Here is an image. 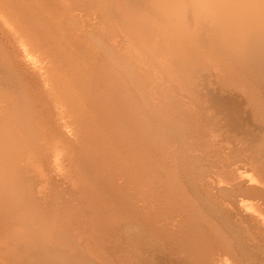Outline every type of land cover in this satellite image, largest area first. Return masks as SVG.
Returning <instances> with one entry per match:
<instances>
[{
    "label": "bare ground",
    "instance_id": "6f19581e",
    "mask_svg": "<svg viewBox=\"0 0 264 264\" xmlns=\"http://www.w3.org/2000/svg\"><path fill=\"white\" fill-rule=\"evenodd\" d=\"M102 2H99V0H0V61H2V64L9 66V69L6 68V70L11 69L17 73H14L16 76L13 74L15 77L22 76L24 79L22 81H26L24 84L25 87L27 85L28 93L33 91L31 94H23L25 91L22 92L24 89L20 88L21 94H12L14 91L8 94L9 91H6V96L0 93L2 96L7 97L5 105L8 113L5 115L8 118L3 119H6L5 122H1L3 117L0 115V264H264L263 248L254 250L251 248L252 246H233L232 243L235 240L233 239L232 242L231 237L234 231L231 233L226 228L230 226L231 230L235 228L232 227L231 223L229 226L225 222L229 216L226 218L225 213L214 209V207L212 208L213 205L209 203V200L205 202V199L191 195L193 193L190 192L192 191L191 188H189L191 190L184 191L186 190L184 189L185 184L183 185L184 188L182 187L184 190L181 189V185L179 188L178 182L183 181V176L188 173V170L192 171L195 166L194 157V159L191 157L193 160L183 157L182 161H180L181 158H177V161L174 160L176 162H174V166L163 164L162 161L160 162V158L157 159L162 149L164 151L165 148L161 149L157 146V149L161 152L157 149L158 152L154 150V145L158 144L156 141L159 136L156 138L157 134L155 135L154 128L148 129L152 124L147 122L148 126H145L144 123L146 125L147 123H142L141 106L135 101V95L133 98V94L135 91L137 92L133 88L136 82L133 83L132 78V80L128 79V76L126 77L124 73L125 71L118 69L112 62L115 59L127 69L129 68L128 70L131 73H136L135 80L148 93L145 98L151 107H154L153 104L155 103L152 104L151 99L155 97L150 95L152 91L149 83L151 84L157 76L162 75L163 77L164 75L167 79L169 78V81H174V88H184V82L188 80L186 78L184 80V76L186 77L189 73V69L186 70L187 57L189 54L194 56L197 53L200 54V52L204 53H201L204 59L213 63L210 67L214 66L217 71L215 74L220 73L219 75L222 77L219 78L220 80L217 78L220 76H216L218 82L221 81V84L227 87V90L231 89L236 92L237 94L234 93L236 96L240 91V102H244L248 110L251 109V113L257 119L259 132H261L257 134V131L254 134L250 133L249 130L247 131L250 135L249 147L252 151L250 155L252 162L250 160L248 163L251 162V165H249L252 168L250 167V169L255 174V181L257 182L256 184L252 183L253 185L246 184L239 181L241 176L237 175L238 177H236L239 180L235 178V181L238 182L233 181L235 183L234 187L225 185L229 182L228 179L225 183H223L224 180L222 181L224 184L221 185L222 187L219 186L220 190L230 191V193L233 189L238 190L239 197L242 195L250 199L258 198L257 201L259 202L246 203L247 205L252 204L250 207H252L255 216L251 212L252 214L247 219L244 214L245 211L243 214L246 220L253 219L255 221L254 225L251 226L256 228L252 227L253 231H250L252 233L255 231L256 235H259L264 246V0H132L129 5L124 0L122 3L125 6L120 3V0H116L114 1L115 7L112 4L111 13L107 11L110 9L111 4L108 5L105 2V6L108 5L109 7L107 6L108 8L104 9L101 6ZM115 38H118L121 43L122 50L119 51V48L117 50L120 56L116 54L115 50L114 54L117 57L112 52H109L110 57L103 54L100 47L104 45V49H111V42L116 41ZM204 61L202 60V62ZM193 62L191 63L193 64ZM208 63L206 61V65ZM183 67L185 69L182 70ZM138 68L143 69V71ZM191 68L192 66H190L191 73H194L192 72L193 69L195 70L194 66L192 70ZM205 69L207 70V67ZM213 70H211L212 74ZM2 71L5 72V70ZM185 72L187 74H184ZM197 72L199 71L197 70ZM205 74H202V76H205ZM30 75L32 76L30 77ZM0 77L3 78V76ZM6 77L8 79V75ZM191 77L190 75V79L193 78ZM12 78L14 77L12 76ZM12 78L8 80L13 81ZM16 79L18 80V78ZM3 82L1 84H4ZM18 82L17 86L20 87L23 83L18 85ZM157 83L159 84V82ZM169 83L171 84L172 81ZM24 84L22 85L23 88H25ZM165 87L163 86V88ZM155 88L157 89L158 86ZM4 89L6 90V88ZM17 90L19 91V89ZM168 90L170 91V89ZM164 91L166 92V90ZM171 92L172 89L169 93ZM193 94L191 93L192 96ZM149 96L152 98L149 99ZM164 96L166 95L164 94ZM187 96L190 95L187 94ZM187 96L184 101H188ZM182 97L181 99L184 98ZM214 98L215 103H218L216 101L219 97ZM161 99L160 101H162ZM219 100V103L222 101L223 104H221L224 105V115L228 117H225L226 119L222 117V120L228 124L229 117L235 115L234 109L228 95L220 97ZM156 102L159 103V101ZM166 103L169 104V102ZM166 103L164 104L167 105ZM185 104L179 106L183 108ZM196 104L199 105V102ZM191 105L195 107L194 104ZM143 106L147 109V106ZM173 107L177 108V106ZM188 107L190 106L188 105ZM198 107L199 109L202 108V106ZM220 107L222 106L217 107L218 111H221ZM162 108L161 113L163 112ZM151 109L153 110V108ZM158 109L160 108L158 107ZM148 110L150 111V109ZM193 110L195 111L194 108ZM156 111L161 114L158 110ZM201 111L203 112V110ZM3 113L2 115L5 114ZM155 114L151 115L156 117ZM159 114H157L158 118L163 113ZM183 114H186V112ZM183 114L179 117L174 115V117L172 115L171 117L179 120L178 122L175 120L173 123L184 132L187 128V117L185 118ZM160 118L163 119V116ZM160 118L159 120H161ZM173 118H169L170 121ZM150 120L151 118L148 121ZM180 121L181 124H179ZM202 122L204 121L202 120ZM209 122L211 123V121ZM159 124L161 125V123ZM191 124H188L189 127ZM164 127L167 128V126ZM217 127H215V130L219 129ZM170 128H173V126ZM193 131L191 135L195 132ZM210 132L207 131L208 134L212 133ZM220 134H222V131ZM188 135L185 138L186 140H190ZM163 138L161 139L163 140ZM228 138L227 140H230V137ZM183 139H181V142L184 144ZM207 139L213 140L214 138ZM166 140L168 142V139ZM172 140L174 141V139ZM212 140H210L211 143ZM171 142H168L170 146L175 143V141L173 144ZM213 142L215 144V141ZM190 144L187 143V147L189 145L188 149L192 147ZM163 145L165 146L164 143ZM160 146L162 147V145ZM180 146H183L182 143ZM215 146L217 148V144ZM225 146L228 145L225 144ZM179 148L178 150H180ZM174 149L172 148V150ZM165 150L166 153L172 151L167 148ZM215 150L217 151V149ZM185 151L188 152V150ZM207 151L209 153L210 150ZM170 152L165 154L171 155ZM190 153H184L185 155H183H196L193 151L192 154ZM213 156H215L213 158H217V155ZM203 159L206 158L203 157ZM245 160L247 161V159ZM213 163L212 165H215ZM195 164L197 165L196 162ZM226 165L229 164L224 166ZM151 166H154V170L156 168L157 171H161V177L167 182L165 186L169 185L167 191L165 190L166 193L162 197L159 196V198H162V207L161 204L157 203V189H154L155 187L146 188L144 186L147 185L142 183L147 177L146 173L150 177L148 171L152 170ZM176 167L178 168L176 169ZM217 167L215 170H218ZM212 168L209 167L208 169L212 170ZM232 172H228L229 176H221V178H232V181L235 175ZM213 173H210V176ZM188 174L189 177L191 174ZM206 174L208 175V173ZM201 175L203 176V173ZM153 178L155 179L157 176H153ZM147 180H149L148 177ZM152 182L154 185L158 183L156 180ZM184 182L180 183L183 184ZM209 182L217 187L218 183L212 184V181L207 180V183ZM207 183H204V185H207ZM192 187H195V185ZM157 188H160V186L158 185ZM216 189L213 190L216 191ZM188 191L190 194L186 193ZM159 192H162V190ZM228 196L230 197V195ZM228 196H226L227 199ZM229 199L228 201H231ZM237 199L236 201H238ZM224 200H222L223 203L226 201ZM213 203L216 202L213 201ZM224 205L226 206V203ZM221 208L225 207L222 206ZM229 209L231 210V207H228V211ZM235 210L237 211V208ZM77 211L83 216L82 223L79 225L77 222L81 234L76 231L77 229L74 230L77 227L72 222L74 218L71 222L65 219L67 224L60 220L63 216L73 217L71 213H74L77 218V215H75ZM238 211H240L239 207ZM175 213L178 214V217H181L179 220H176ZM141 215L145 217L146 221L147 218L148 220L153 218L149 220V224L150 221L159 223V221L163 222L162 220L166 219V221L164 220L166 223L165 225L163 223V225L165 230H169L167 235L170 239L165 237L166 234L162 235L168 240H166L167 243L164 242L167 246L163 245V247H167V250H164V248L162 250V245L159 248L154 243H150L152 241L148 236L150 234H147V232L154 231L155 228L150 230L148 226L151 225H146L148 228L143 229L144 223L143 226H139L133 221L137 220L136 217L138 216V219L141 218ZM131 216L133 217L132 220L129 219ZM168 217L171 221L167 220ZM240 217L237 216L236 218ZM241 218L243 220V217ZM158 219L159 221H157ZM245 219L243 223L247 222ZM141 221L143 222V220ZM229 222L227 221L228 224ZM240 222L242 221L240 220ZM146 224H148V221ZM151 224L154 223L151 222ZM164 228L161 227V230ZM119 230H122L121 233L118 232ZM162 231L164 232V230ZM239 233L243 234L242 230ZM252 233H249V235ZM77 234H80L81 237L79 238H82V241L76 239L81 242L79 245L77 241V245L73 241L74 236H78ZM244 234L246 233L244 232ZM246 237L250 239V237ZM156 239L154 240L156 241ZM116 241L118 243H114ZM241 242L243 243L242 240ZM67 247L71 251H78L77 253L73 252L75 254L68 255L62 251L63 248ZM2 250L5 252H1Z\"/></svg>",
    "mask_w": 264,
    "mask_h": 264
},
{
    "label": "rangeland",
    "instance_id": "374dc122",
    "mask_svg": "<svg viewBox=\"0 0 264 264\" xmlns=\"http://www.w3.org/2000/svg\"><path fill=\"white\" fill-rule=\"evenodd\" d=\"M94 1H96V0H94ZM98 1V0H97ZM103 1V2H102ZM102 1H100L99 0V2H102L103 4L101 5L104 9L108 6V5H110L111 4V6L109 7L110 9L109 10H107V11H109L110 13H111V11H112V9L113 8H111V7H113L112 6V4L114 5L115 3H114V1H116V0H114L113 2H112V0H109V1H107V0H102ZM124 1V0H123ZM122 0H120V3L121 4H123L122 2H123ZM126 2H127V4L129 5V3H130V1H132V0H125ZM105 2H107L108 3V5H106L105 6ZM110 2H112V3H110ZM126 2H124V3H126ZM105 3V4H104ZM117 3V2H116ZM141 3V2H140ZM126 4V5H127ZM141 4H143V3H141ZM140 4V5H141ZM116 5V4H115ZM115 5H114V7H115ZM124 6H125V4H123ZM107 7V8H108ZM140 8V7H139ZM116 39V41H114L113 40V42H111L112 44V48L111 49H104L103 47H104V45L103 46H101L100 48L102 49V52H103V54H106V55H108L109 57H110V53L109 52H112L113 54H114V50L116 51V54H118L117 53V50H118V48H119V51H121L122 49H121V43H120V40L118 39V38H115ZM119 40V41H118ZM112 41V40H111ZM116 44H117V46H116ZM116 46V47H115ZM119 46V47H118ZM99 47H98V49H100ZM114 48V49H113ZM121 49V50H120ZM106 50H107V52H106ZM110 50V51H109ZM107 53H109V54H107ZM201 53H203V52H200V54L199 53H197L196 55H198V56H196V55H192L191 56V54H189V56L187 57V59H188V62H186L187 63V65H186V70H187V68L189 69V73L187 74V72H185L184 74H187L186 75V77L184 76V80H186V79H188V80H186L184 83V88H181V89H177V88H174L173 87V80H171L172 81V83L170 84L169 82H171V81H169V78L167 79L164 75H163V77H165L164 79H163V77H162V75H159V76H157L156 77V79L154 80V81H152L151 82V84L149 83V85H150V90L152 91V93L150 94L152 97H155V98H152L151 96H149L150 98L149 99H151V102H152V104L154 105V107H151V105L149 106V102L147 103V99L145 98V97H147V92H145L140 86H139V83L135 80V78L137 77L133 72L131 73L130 72V70H128L125 66H123V65H121L120 63H118L115 59L112 61V62H114V64L118 67V69H121V70H123V71H125L124 73L126 74V77L128 78V79H130V80H132V82L133 83H135L134 84V86H133V88H134V90H137V92H138V94H139V96H138V94H136L137 92L135 91V93L133 94V98H134V95H135V101L137 102V104L138 105H140L141 106V113H142V117H141V119H142V123H144V122H148L149 124H152L149 128L148 127H145V128H148V129H152V128H154L153 129V131L155 132V135H156V138L158 139H156L155 138V140H157L156 141V143H158V144H156V145H154V147H155V149L154 150H156L157 149V146H159V148H167L168 150H172V148L174 149V150H172L171 152H170V154L171 155H166L167 153H169L168 151H167V153H166V150L164 149V151H163V149H162V152H161V150H158L159 152H161L159 155H158V157H157V159H159L160 160V162L161 163H163V164H165L166 163V165H168V166H174V164L176 163L175 161H177V158H181V160L180 161H182L184 158L183 157H186V159L188 158V159H192L193 157L196 159H192L193 160V162L195 161L196 163H197V165L195 164V162H194V167H193V170H197L196 172L194 171V173H193V170L190 172L189 170L187 171L188 173H190L191 175L188 177V173H186V175H184L183 176V181L182 180H180L179 182H178V186H179V188H180V185H181V189L182 190H184V189H186V190H184V191H187V190H191L192 189V191H190V192H193L191 195H193V196H197V197H199L200 199H205L204 201L206 202V200L208 201L209 200V203H211L212 205V208L214 207V209H217V210H219V211H221L222 213H225L224 215H225V217L227 218L228 216V218L225 220V222H226V224L227 225H229L230 226V223H231V225H232V227L233 228H235L236 229V226H237V229L235 230H231L230 229V227L229 228H226V229H229V231H231V233H232V237H231V239H232V242L235 240V242H233L232 244H233V246H237L238 247V245H242L243 247H251V248H253L254 250H256V249H261V248H263L264 249V246L262 245V242L260 241L261 239H260V237H259V235H256L257 233H255V231L252 233L251 231H253V228H256V227H253V226H251L252 224L254 225V223H255V221L253 220V222H252V220H246L245 219V217L247 216V219L249 218V215L250 214H252L253 213V216H255L254 215V212H252V207H250L251 205H247V204H250V202L251 201H253V202H251V203H256V202H259V201H257L258 200V198H254V199H250V198H246V197H244V196H242V195H240V197H239V195H238V190H235V189H233V190H231L232 192L230 193V191H225V190H220V186L221 185H224L223 183H225V181L227 182V179H228V181L230 182H227V184H225V185H228V186H233L234 187V182L233 181H235V178H237L238 176H241V177H239V179L237 178V180H239V181H241V182H245L246 184H252V183H254V184H256V182L257 181H255V174L254 173H252V170L250 169V167L252 168V166H250L251 165V162H252V158H251V149H250V135L248 134V130H249V132L250 133H254V134H256V132H257V134L258 133H261V132H259V130L260 129H258L259 127H258V125H257V119L255 118V116H254V114L253 113H251V109L250 110H248V108H246V104L244 103V102H240L241 101V99H240V95L239 94H241L240 93V91H238V96H236V92H234L233 90H231V89H228L227 90V87H224L222 84H221V81L220 82H218L222 77L219 75L220 73H217V75L215 74L217 71L215 70V68H214V66L213 67H210V66H212L211 64H213L211 61H208V60H206V59H204V57H203V55L201 54ZM112 54V55H113ZM116 54H114V56L116 55ZM120 54V53H119ZM118 54V55H119ZM204 54V53H203ZM200 55H202V56H200ZM120 56V55H119ZM124 56V55H123ZM122 56V57H123ZM196 56V57H195ZM200 56V57H199ZM115 57H117V55L115 56ZM114 57V58H115ZM195 60H194V59ZM193 59V60H192ZM202 60L204 61V62H202ZM195 63H194V62ZM206 61H207V65H206ZM1 63H0V68L1 67H3V66H5V67H3V68H1L0 70V76H3V78H1L0 77V86H1V88H0V93H2L3 95L5 94L6 96H7V92L6 91H9V93L8 94H10V93H12V91H14L12 94H15V93H17V94H21V89L20 88H22V89H24V90H22V92L23 91H25L23 94H31L32 92H29L28 93V91H27V89H26V87H27V85H26V87H25V84H24V82H26V81H22V80H24L23 78H22V76H18V77H15L16 75L15 74H17V73H15V72H13L11 69V71L9 70H6V68L7 69H9V66L8 65H4V63L2 64V61H0ZM191 62H193V64L191 63ZM191 63V64H190ZM200 63V64H199ZM203 63V64H202ZM9 64V63H8ZM189 64V65H188ZM197 64H198V66H199V68H198V66H197ZM263 64H264V61H263ZM121 66V67H120ZM187 66H189V67H187ZM190 66H192V68H193V66H194V68H195V70H196V72H197V70L199 71V72H197L198 73V75H197V73L195 72V70L193 69L192 70V68H191V70H192V72H194V73H191V71H190ZM197 66V67H196ZM124 67H125V69H124ZM205 67H207V70L205 69ZM209 67V68H208ZM139 69V68H138ZM183 69H185V67H183L182 68V70ZM205 71H204V70ZM209 69H211V70H213V74H212V71L211 70H209ZM2 70H5V72H3ZM139 70H142L143 71V69H139ZM8 71V72H7ZM215 71V72H214ZM238 71V70H237ZM3 72V74H1ZM141 72V71H140ZM207 72V73H206ZM211 72V73H210ZM11 73V74H10ZM15 73V74H14ZM143 73V72H142ZM199 73H200V75H199ZM206 73V74H205ZM15 76H14V75ZM131 74V75H130ZM139 74V73H138ZM137 74V75H138ZM194 74V75H193ZM202 74H205V76L203 75L202 76ZM8 75V79L9 80H11V78H12V76L14 77V78H12V80L13 81H9L8 79H7V77L6 76ZM134 75V76H133ZM190 75L193 77H191L192 79H190ZM198 77H197V76ZM207 75V76H206ZM209 75V76H208ZM215 75V76H214ZM220 76V77H217L219 80H217V78H216V76ZM32 75H30V77H31ZM139 76V75H138ZM206 77V78H205ZM209 77V78H208ZM213 79H212V78ZM15 78H18V80L16 79L15 80ZM19 78H20V81H19ZM22 78V79H21ZM132 78V79H131ZM160 78H162V79H160ZM186 78V79H185ZM194 78H195V80H194ZM198 78H200V79H198ZM201 78H203V79H201ZM204 78H205V80H204ZM4 79H6V80H4ZM161 81H160V80ZM190 79V80H189ZM211 80V82H210V80ZM216 79V80H215ZM3 80H4V82H3ZM25 80H27V79H25ZM165 80V81H164ZM168 80V81H167ZM194 82H193V81ZM203 81L202 83L200 82L199 83V81ZM214 80V81H213ZM6 81V82H5ZM9 81V82H8ZM15 81H19L18 82V85H20V84H24V87L25 88H23V84L22 85H20V87L19 86H17V82H15ZM22 81V83H20ZM188 81H190V82H188ZM198 83H197V82ZM206 81H209V82H206ZM4 83V84H1V83ZM157 82H159V84L157 83ZM161 82H162V84H161ZM164 82V83H163ZM176 82V81H175ZM9 85H8V84ZM12 83V84H11ZM154 83H156L155 85H154ZM167 85H166V84ZM190 83V84H189ZM214 83V84H213ZM216 83H217V86H216ZM7 84V85H6ZM16 84V85H15ZM153 84V85H152ZM165 84V85H164ZM187 84V85H186ZM192 84V85H191ZM196 84V85H195ZM200 84H202V85H200ZM213 84V85H212ZM3 85V86H2ZM11 85V86H10ZM13 85V86H12ZM162 85V86H161ZM169 85H171V86H169ZM189 85V86H188ZM215 85V86H214ZM4 86H6V87H4ZM8 86H10V87H8ZM15 86H17V87H15ZM22 86V87H21ZM151 86H154V87H151ZM158 86V91H156L157 89L155 88V87H157ZM163 86L165 87H167L168 89H170V91H171V89H172V92L171 93H169L170 91L165 87V88H163ZM169 86V87H168ZM195 86V87H194ZM199 88H198V87ZM206 86V87H205ZM11 87H12V89H11ZM140 87V88H139ZM187 87V88H186ZM191 87V88H190ZM4 88H6V90L4 89ZM8 88V89H7ZM16 88V89H15ZM138 88V89H137ZM154 88H155V91L153 92V90H154ZM194 90H193V89ZM198 88V89H197ZM203 88V89H202ZM3 89H4V91H3ZM17 89H19V91L17 90ZM162 89V91H160ZM175 89V90H174ZM182 89H184V90H182ZM192 89V90H191ZM202 89V90H201ZM215 89H216V92H215ZM218 89V90H217ZM226 89V90H225ZM30 90V89H29ZM146 90V89H145ZM164 90H166V92L164 91ZM176 90H177V92H176ZM181 90V91H180ZM185 90H187V91H185ZM196 90V91H195ZM3 91V92H2ZM11 91V92H10ZM16 91V92H15ZM18 91V92H17ZM141 91H143V92H145L144 94H142L143 92H141ZM147 91V90H146ZM161 93H160V92ZM167 91H168V93H167ZM176 92V93H173V92ZM182 91H184L183 93H182ZM189 91V92H188ZM224 91V92H223ZM141 94H140V93ZM163 92V93H162ZM205 92V93H204ZM211 92V93H210ZM222 92V93H221ZM229 92H230V94H229ZM155 93V94H154ZM158 93H160V94H158ZM172 93H173V95H172ZM179 93H181V94H179ZM191 93L193 94V93H195V94H193V96L191 95ZM200 93V94H199ZM216 93V94H215ZM228 93V94H227ZM233 93V94H232ZM234 93H236V94H234ZM2 94H0V106H2L1 107V109H0V115L3 117L1 120V122H5V120H3L4 118H8V117H6L5 115H7L8 113L6 112L7 110V106L5 105L6 104V96H2ZM34 94V93H33ZM159 96H158V95ZM164 94L166 95V96H164ZM176 94H178V95H176ZM186 94V95H185ZM187 94L188 95H190V96H187ZM196 94H197V96H196ZM203 94V95H202ZM218 94V95H217ZM146 95V96H145ZM168 95V96H167ZM171 95V96H170ZM199 95H202V96H199ZM228 95V99L230 100V102H231V105H232V108L234 109V117H229V123L227 124V122H225L224 120H222V117H226V118H228L227 116H225L224 114H225V110H224V108H223V106L224 105H222L223 103H222V101L219 103V99H220V97L222 98V96L224 97V96H227ZM232 95V97H230ZM141 96V97H140ZM142 96H144V97H142ZM158 98H157V97ZM162 97V99H161V97ZM173 96V97H172ZM176 96H177V98H176ZM179 96H183L182 98L183 99H181V97L179 98ZM186 96H187V99H188V101L186 100V101H184L185 100V98H186ZM195 96V97H194ZM206 96V97H205ZM234 96V97H233ZM3 97V98H2ZM136 97H137V99H136ZM160 97V98H159ZM167 97H168V99H167ZM189 97V98H188ZM202 97V98H201ZM213 97V98H212ZM214 97H219V99H217V101L216 102H218L219 103V105L220 106H222V107H220L221 108V111L219 112L218 111V106L219 105H217L218 103H215V98ZM239 97V98H238ZM2 98V99H1ZM141 99V101H139L140 99ZM145 98V99H144ZM157 98V99H156ZM197 98V99H196ZM200 98V99H199ZM205 98V99H204ZM159 99V100H158ZM160 99L162 100V101H160ZM164 99V100H163ZM168 101H167V100ZM211 99V100H210ZM5 100V101H4ZM175 100H176V102H175ZM209 100V101H208ZM213 100H214V102H213ZM144 101H146V102H144ZM150 101V100H149ZM156 101H159V103H160V105H159V103L158 102H156ZM165 101V102H164ZM182 101H184V102H182ZM191 101V102H190ZM194 101V102H193ZM196 101V102H195ZM237 101H239L238 103H237ZM4 102V103H3ZM141 102V103H140ZM163 102V103H162ZM166 102H169V104L168 103H166ZM171 102H173V103H171ZM187 102H188V104H187ZM199 102V105L198 104H196V103H198ZM202 102H205L206 103V105L207 104H209V103H211V104H209V105H205V103L203 104ZM233 102V103H232ZM143 103V104H142ZM156 103H158V105H156ZM164 103H166L167 105H165ZM176 103V104H175ZM185 104L184 106L185 107H183V108H185V109H188V110H185V109H183L181 106H182V104ZM222 103V104H221ZM170 104H172V105H170ZM175 104V105H174ZM191 104H194V106L195 107H192L193 105H191ZM202 104V105H201ZM215 104H216V106H215ZM143 105H145V106H147V109H146V107H144ZM164 105V106H163ZM179 105H181V106H179ZM188 105L190 106V107H188ZM204 105V106H203ZM210 105H211V107H210ZM238 106V107H236V106ZM5 106V107H4ZM149 106V107H148ZM156 106V107H155ZM162 106H163V108H162ZM167 106V107H166ZM171 106H172V108H171ZM173 106H177V108L176 107H173ZM198 106H202V108H200L199 109V107ZM235 106V107H234ZM243 106V107H242ZM3 107H4V110H5V112H4V110H3ZM144 107V108H143ZM158 107L160 108V109H158ZM197 107V108H196ZM205 107V108H204ZM151 108H153V110H158V112H160L161 113V108L163 109V114L161 115V114H159V113H157V111L155 110V111H153ZM192 108V109H191ZM193 108L195 109V111L193 110ZM211 108H212V110H211ZM148 109H150V111H151V114H155V116L156 117H154V115H151L149 112V110ZM169 110L170 111V113H169V111L167 112L166 110ZM211 111H210V110ZM246 109V110H245ZM180 111V112H178V111ZM191 110V111H190ZM199 110V111H198ZM201 110H203V112L201 111ZM207 110H209V111H207ZM217 110V111H216ZM26 112H27V110H25ZM147 113L146 115H145V112ZM164 111H165V114H164ZM187 111H190V112H187ZM213 111V112H212ZM5 114H4V113ZM144 112V113H143ZM155 112V113H154ZM167 112V113H166ZM182 112V113H181ZM186 112V114H183V113H185ZM193 114H192V113ZM197 112H200V113H198L197 114ZM219 112V113H218ZM247 112V113H246ZM2 113L4 114V115H2ZM30 113V112H29ZM169 113V114H168ZM188 113V114H187ZM195 113H196V115H195ZM201 113H202V115H201ZM211 113V114H210ZM218 113V114H217ZM249 113H250V116H249ZM157 114H159V115H161V116H159V118L160 117H162L163 116V119L162 118H160L161 120H159V118L157 117ZM168 114V115H167ZM181 114H183V115H185V118L187 119V128L185 129V131H187V132H183L182 130H180L179 128H178V126L176 125V124H174L173 122H175V120H176V122H178L179 120H177L176 118H173L174 116L175 117H179ZM205 114V115H204ZM222 114V115H221ZM148 115V116H147ZM171 115L173 116V117H171ZM195 115V116H194ZM208 115V116H207ZM212 115V117H210ZM238 115V116H237ZM0 116V117H1ZM5 116V117H4ZM152 116H153V118H152ZM165 116V117H164ZM168 116H169V118H173V120L172 121H170V119L168 118ZM192 116V117H191ZM198 116V117H197ZM201 116H203V117H205V118H203V117H201ZM147 117V118H146ZM151 118V120L150 121H148L150 118ZM167 117V118H166ZM195 117V118H194ZM242 117V118H241ZM157 118V119H156ZM190 118H192V119H190ZM198 118H203L202 120L204 121V122H202V120L201 119H198ZM208 120H207V119ZM225 118V119H226ZM233 118V119H232ZM252 118V119H251ZM148 119V120H147ZM154 119V120H153ZM157 121H156V120ZM166 119V120H165ZM188 119H190L191 120V122H190V120L188 121ZM195 119H196V121H195ZM205 119V120H204ZM218 120V122H217V120ZM241 119V120H240ZM254 119V120H253ZM153 120V121H152ZM185 120V119H184ZM200 120V121H199ZM220 120V121H219ZM234 120V121H233ZM244 120V121H243ZM159 122V123H161V125H162V127H161V125L158 123H156L155 124V122ZM164 121V122H163ZM167 121H169L168 123H167ZM195 123H194V122ZM207 121V122H206ZM209 121H211V123L209 122ZM255 121V122H254ZM155 124H153V123ZM162 122H163V124H162ZM198 122V123H197ZM218 124H220V125H218ZM221 122V123H220ZM224 122V123H223ZM148 123H147V125L144 123V125L145 126H148ZM169 123H172V124H169ZM191 123H193V124H191ZM206 123V124H205ZM222 123H223V126H222ZM246 123H248V124H246ZM168 124V125H167ZM179 124H181V121L179 122ZM188 124H191L190 125V127H189V125ZM197 124V125H196ZM214 124H216V125H214ZM160 125V126H159ZM170 125V127H172L173 126V128H170V127H168ZM195 126L194 128H193V126ZM205 125V126H204ZM212 125H214V126H212V128H211V126ZM232 125H233V127H232ZM244 125V126H243ZM257 125V126H256ZM157 126V127H156ZM164 126H167V128H165ZM197 126V127H196ZM199 126V127H198ZM208 126V127H207ZM222 126V127H221ZM246 126V127H245ZM253 128H252V127ZM158 127H160L159 129H160V131H159V129H158ZM215 127H217V128H219V129H216L215 130ZM248 127V128H247ZM156 128V129H155ZM175 128H176V130H175ZM199 128V129H198ZM204 128V129H203ZM207 128H208V130H207ZM212 130H211V129ZM170 129V130H169ZM188 129V130H187ZM195 131H193V130ZM235 129V130H234ZM159 131V132H157V131ZM171 130H174L173 132L171 131ZM190 130V131H189ZM201 130V131H200ZM204 130V131H203ZM208 131V133L210 132V130H211V134H208L207 133V131ZM220 130V131H219ZM238 130H240V131H238ZM241 130H242V132H241ZM253 130H254V132H253ZM164 131H166V132H164ZM180 131V133L178 134V132ZM192 131L195 133H193L192 135H191V133H192ZM198 131V132H197ZM222 131V134H220L219 135V133ZM165 134H164V133ZM183 132V133H182ZM190 133V135H188L189 133ZM202 132V133H201ZM231 132V133H230ZM158 133H159V135H158ZM162 134V136H161V134ZM174 133H175V135H174ZM184 133H185V136H184ZM186 133H188L187 135H188V138L190 139V140H186L185 138H187V135H186ZM198 133V134H197ZM214 133H215V135H214ZM218 134V136H220V137H218L217 136V134ZM224 133H226V134H224ZM233 133V134H232ZM166 134H167V136H166ZM201 134V135H200ZM171 135H173L172 137H171ZM183 135V136H182ZM200 135V136H199ZM208 135V136H207ZM212 137H211V136ZM214 135V136H213ZM226 135V136H225ZM233 135V136H232ZM244 135V136H243ZM170 136V137H169ZM176 136V137H175ZM180 136V137H179ZM190 136V137H189ZM205 136V137H204ZM207 136V137H206ZM238 136V137H237ZM246 136V137H245ZM163 137H166V138H163ZM217 139H216V138ZM228 137H230V140H227V139H229ZM160 138V139H159ZM161 138H163V140L161 139ZM174 139V141H175V145L173 144V140L172 139ZM185 140H184V139ZM193 138V139H192ZM195 138V139H194ZM203 138V139H202ZM207 138H214L213 140L212 139H207ZM166 139H168V142H171V140H172V142H171V144H173L172 146H170V144L167 142V140ZM180 139V140H179ZM181 139H183L182 141H185L184 142V144H183V142H181ZM216 139V140H215ZM222 139V140H221ZM166 140V141H165ZM178 142H177V141ZM194 140H196L195 142H194ZM200 140V141H199ZM207 140V141H206ZM210 140H212V143H211V141ZM219 140V141H218ZM223 140H224V142H223ZM235 140V141H234ZM246 140V141H245ZM248 140V141H247ZM163 141H165V142H163ZM186 141H188V142H186ZM193 143H192V142ZM213 141H215V144H217V148H216V146H215V144H214V142ZM227 141V142H226ZM182 143V145L183 146H180L181 145V143ZM208 142H210V143H208ZM220 142H222L221 144H219ZM232 142V143H231ZM162 143V144H161ZM163 143L165 144V146L163 145ZM187 143H191L190 144V146H192L191 148H192V150H191V148L190 149H188L189 148V145H188V147H187ZM199 143V144H198ZM205 143V144H204ZM245 143V144H244ZM248 143V144H247ZM180 144V145H179ZM194 144V145H193ZM196 144H197V147H196ZM225 144L226 145H228V146H225ZM238 144H240L239 146H238ZM160 145H162V147L160 146ZM232 147H231V146ZM164 146V147H163ZM169 146V147H168ZM176 146V147H175ZM185 146V147H184ZM200 146H203V147H205V148H200ZM206 146H208V147H206ZM213 146V147H212ZM244 146V147H243ZM180 149V150H178V148ZM183 147V148H182ZM193 147H194V149H193ZM196 147V148H195ZM200 149H199V148ZM210 147V148H209ZM222 148L221 150L223 151H221V150H219L220 148ZM226 147V148H225ZM235 149H234V148ZM238 147V148H237ZM171 148V149H170ZM185 148V149H184ZM198 148V149H197ZM214 148V149H213ZM219 148V149H218ZM197 149V150H196ZM215 149H217V151L215 150ZM228 149V150H227ZM153 150V152H155ZM156 150V151H157ZM177 150V151H176ZM185 150H188V152L187 151H185ZM207 150H210L209 151V153H208V151ZM212 150V151H211ZM214 150H215V152H214ZM225 150H227V151H225ZM236 150V151H235ZM249 150V151H248ZM157 151V152H158ZM175 151V152H174ZM192 151H193V153L194 154H196V155H194L193 156V154H192ZM202 153H201V152ZM221 151V152H220ZM248 151V152H247ZM164 152V153H163ZM178 152V153H177ZM181 152H182V154H181ZM189 153V152H191L190 154H192V156L191 155H187L186 154V156H184L185 154L184 153ZM196 152V153H195ZM207 152V153H206ZM246 152V153H245ZM166 153V154H165ZM173 153V154H172ZM180 153V154H179ZM199 153H200V155H199ZM204 153V154H203ZM212 153V154H211ZM214 153V154H213ZM218 153V154H217ZM245 155H244V154ZM184 154V155H183ZM198 154V155H197ZM203 154V155H202ZM224 154V155H223ZM226 154V155H225ZM236 154V155H235ZM165 155V156H164ZM175 155H176V157H175ZM182 155V156H181ZM213 155H217L216 157L217 158H213V157H215V156H213ZM223 155V156H222ZM233 155V156H232ZM247 155H249L248 157H246ZM169 156H170V158H169ZM198 156V157H197ZM201 156V157H200ZM218 156H219V158H218ZM246 158H245V157ZM192 157V158H191ZM199 159V161H198V159ZM203 157L204 158H206V159H203ZM209 157V158H208ZM236 157H238V158H236ZM244 157V158H243ZM250 157V158H249ZM228 158V159H227ZM235 158V159H234ZM178 159V160H179ZM185 159V160H186ZM211 159H213V160H211ZM225 161H224V160ZM232 161H231V160ZM244 159V160H243ZM245 159H247V161L245 160ZM175 160V161H174ZM191 160V161H192ZM203 161V162H201V161ZM206 160V161H205ZM209 160V161H208ZM212 162H211V161ZM228 160H230V161H228ZM238 160V161H237ZM240 160V161H239ZM241 160H242V162H241ZM251 160V162L250 163H248L249 161ZM163 161H165V162H163ZM171 161H172V164H171ZM213 161H214V163H213ZM219 163H218V162ZM220 161H222V162H220ZM227 161V162H226ZM244 161V162H243ZM175 162V163H174ZM200 162V163H199ZM206 162V163H205ZM224 162H226V163H224ZM230 162V163H229ZM233 162V163H232ZM237 162V163H236ZM241 162V163H240ZM203 163V164H202ZM208 163V164H207ZM212 163L213 164H215V165H217V166H215V165H212ZM220 163H221V165H220ZM244 164V166H243V164ZM200 164H202V165H204V166H200ZM206 164H207V166H206ZM210 164V165H209ZM219 164V165H218ZM225 164H229V165H226V166H224ZM248 166H246V165ZM250 164V165H249ZM209 165V166H208ZM212 165V166H211ZM198 166H199V168H198ZM215 166V167H214ZM221 166V167H220ZM224 166V167H223ZM229 168H228V167ZM240 166V167H239ZM137 167H139V166H137ZM154 166H151L150 168L152 169V170H150V171H148L149 172V174H150V177H149V175L146 173V175H147V177H148V179L149 180H147V177H145V180H143L144 182H142L143 184H145V185H147V186H144V187H155L154 189H157L156 190V194H157V203H159V204H161V207L163 206V203H162V196H163V194H165L166 193V191H167V187L169 186V185H167V186H165V183H167L165 180H163V178L161 177V171L159 170V171H157L158 169H156L155 168V170H154V168H153ZM201 167H202V169H201ZM206 167V168H205ZM210 167H213L212 168V170L211 169H208V168ZM216 167L218 168V170H220V171H218V170H215L216 169ZM227 167V168H226ZM232 167V168H231ZM241 169L240 171H239V169ZM246 169H245V168ZM169 168V167H168ZM178 167H176V169H177ZM219 168H221V169H219ZM235 168V169H234ZM238 170H237V169ZM248 168H249V170H250V172H249V170H248ZM200 169V170H199ZM223 169V170H222ZM225 169H226V171H225ZM229 169V170H228ZM232 169V170H231ZM245 171H244V170ZM231 170V171H230ZM234 170V171H233ZM244 172H243V171ZM159 173H157V172ZM203 171V172H202ZM215 171V172H214ZM219 173H218V172ZM225 171V172H224ZM233 171V172H232ZM237 172V174H236V172ZM247 171V172H246ZM152 172H153V175H152ZM203 173V176L206 178L205 180H204V177L201 175L202 173ZM214 172V173H213ZM225 174H223V173ZM228 172H232L233 173V175H234V177H233V180L231 181V179L230 178H227V177H225V179L223 178H221V176H229V174H228ZM235 172V173H234ZM200 175H199V174ZM206 173H208V175L206 174ZM210 173H213V174H211L212 176H210ZM217 173V174H216ZM195 174H197V175H195ZM205 174V175H204ZM251 174H252V177H251ZM254 174V175H253ZM220 175V176H219ZM238 175V176H237ZM152 176V177H151ZM153 176H157V178H153ZM194 176V177H193ZM196 176H199V177H196ZM200 176H201V178H200ZM207 176V177H206ZM209 176V177H208ZM237 176V177H236ZM192 177V178H191ZM196 177V178H195ZM219 179H218V178ZM244 177V178H243ZM161 178H162V180H161ZM186 178H188V179H186ZM200 178V179H199ZM212 178V179H211ZM213 178H214V180H213ZM215 178H217V179H215ZM241 178H243V179H245V180H243V179H241ZM247 178V179H246ZM144 179V178H143ZM181 179V178H180ZM190 179H192L191 181H190ZM194 179H196L195 181H194ZM200 181H199V180ZM221 179V180H220ZM230 179V180H229ZM146 180H147V182H146ZM153 180H156V182H158L157 184L155 183V185L153 184V182L152 181ZM207 180H210V181H212V184L213 183H218L217 184V187L215 186V185H211V183L209 182V183H207ZM216 180V181H215ZM224 180V181H223ZM164 181V182H163ZM184 181H186V182H184ZM187 181H189V182H187ZM198 181H199V183H198ZM218 181H221V182H218ZM222 181H223V183H222ZM247 181V182H246ZM152 182V183H151ZM161 182V183H160ZM180 182H184L183 184L182 183H180ZM233 182V183H232ZM235 182H238V181H235ZM148 183V184H147ZM195 183V184H194ZM197 183H198V185H197ZM204 183H207V185H204ZM215 183V184H216ZM229 183V184H228ZM161 184V185H160ZM164 184V185H163ZM185 184V185H184ZM190 184H192V185H190ZM210 184V185H209ZM158 185L160 186V188H157L158 187ZM183 185L185 186V188L183 187ZM195 185V187H192V186H194ZM200 185H201V187H200ZM220 185V186H219ZM253 185V184H252ZM162 186V187H161ZM164 186H165V189H164ZM189 186V187H188ZM215 186V187H214ZM184 189H183V188ZM187 187V188H186ZM205 188V189H203V188ZM207 187V188H206ZM222 187V186H221ZM189 188H191V189H189ZM197 188V189H196ZM202 188V189H201ZM210 188H212V190H210ZM215 188H217L216 189V191L215 190H213V189H215ZM194 189V190H193ZM208 189V190H207ZM160 190H162V192H159ZM166 190V191H165ZM204 190V191H203ZM235 190V191H234ZM206 191V192H205ZM208 191H210L209 193H208ZM225 191V192H224ZM235 192V194H237V195H235L234 194V192ZM159 192V193H158ZM164 192V193H163ZM190 192L188 191V192H186V193H188V194H190ZM194 192H196V193H194ZM220 192V193H219ZM211 193V194H210ZM226 193V194H225ZM233 193V194H232ZM198 194V195H197ZM209 194H210V196H209ZM218 196H217V195ZM232 194V195H231ZM215 195H216V197H215ZM228 196V195H230V197L228 196V199L229 200H231V201H228V199H227V197L226 196ZM235 195V196H234ZM64 196H66V195H64ZM67 196H69V195H67ZM159 196H161L160 198H159ZM204 196V197H203ZM209 196V197H208ZM213 196V197H212ZM220 196V197H219ZM233 196V197H232ZM202 197V198H201ZM213 199H212V198ZM215 197V198H214ZM219 197V198H218ZM221 197H223V199H221ZM244 197V198H243ZM231 198H234V199H231ZM236 198H238L237 200L238 201H236ZM216 199H218L217 201H216ZM220 199H221V202H220ZM226 201H225V200ZM240 199H242V200H240ZM222 200H224L225 201V203H226V206L224 205L225 203H223L222 202ZM46 201V200H45ZM44 201V202H45ZM161 201V202H160ZM213 201L214 202H216V203H213ZM219 201V202H218ZM228 201V202H227ZM236 201V202H235ZM246 201V202H245ZM62 202H64V201H62ZM232 202V203H231ZM67 203V202H66ZM208 203V202H207ZM221 203H222V205H221ZM247 203V204H246ZM214 204H217V205H214ZM228 204V205H227ZM231 206H230V205ZM236 204V205H235ZM244 204H246V205H244ZM233 205H235V206H233ZM256 205V204H255ZM68 206V205H67ZM217 206V207H216ZM219 206H220V208H219ZM222 206H224L225 208H221ZM231 207V210L229 209V211H228V207ZM242 206H243V209H242ZM237 208V211L235 210V208ZM238 207H239V209H240V211H238ZM223 209V210H222ZM241 210H243V211H241ZM80 211V210H79ZM79 211H77V212H75V215H77V218H76V216H74V213H71L72 214V216L73 217H71V218H69V217H67V216H63L62 217V219H60V220H62V222H66L65 224H67V221H69V222H71V220L73 219V224H75V225H73V226H75L76 228H74V230H76V231H78L80 234H81V232H80V227H78V223H79V225L82 223V220H83V216L80 214L81 213V211H80V213H79ZM228 211V212H227ZM233 211V212H232ZM244 211H245V213H244ZM236 212V213H235ZM250 212V213H249ZM252 212V213H251ZM131 213V212H130ZM129 213V214H130ZM228 213H230V214H228ZM239 213H241L242 214V216H241V214H239ZM245 214V217H244V214ZM248 215H247V214ZM236 214H238V215H236ZM176 215V216H175ZM175 217H176V220H179V218H181L180 216L178 217V214H176L175 213ZM81 216H82V218H81ZM134 216V215H133ZM173 216V217H174ZM243 217V220L245 219V221H247L246 223L244 222L243 223V220H242V218L240 217V218H236V217ZM80 217V218H79ZM139 217V216H138ZM138 217H136V219L137 220H133L134 222H136V224H139V226H143L144 225V227H143V229H147L148 227L150 228V230L152 229H154V231H148V230H146V231H148L147 232V234H150V235H148V236H150V240L152 241V242H150V243H154L157 247H159L160 245H162V250H163V248H164V250H167V247H163V245L165 244L166 245V243H167V239L165 238V237H167L168 238V236L169 235H167V233H169V230L168 229H166L165 230V228H164V225H165V221H166V219H164V220H162L163 222H161V221H159V219L157 220V221H159V223L158 222H153V221H150V224H149V220L151 219H149L148 220V218H147V221H148V224H146L147 223V221H146V219H145V217H143L142 215L140 216L141 218H139L138 219ZM143 217V218H142ZM172 217V218H173ZM174 217V218H175ZM64 218V219H63ZM76 218V219H75ZM127 218V217H126ZM133 219V217L131 216V217H129V219ZM169 218V217H168ZM167 218V220L168 221H171L170 220V218L168 219ZM173 218V219H174ZM252 218V217H251ZM67 221H66V220ZM131 219V220H132ZM153 219V218H152ZM151 219V220H152ZM233 219V220H232ZM81 222H80V221ZM141 220H143V222L141 221ZM161 220V219H160ZM240 220L242 221V222H240ZM137 221H139V222H137ZM140 221H141V223H140ZM146 223H145V222ZM227 221L229 222V221H231V222H229V224L227 223ZM78 222V223H77ZM151 222L152 223H154V224H151ZM224 222V223H225ZM250 222H252V223H250ZM144 223V224H143ZM163 223H164V225H163ZM240 223V224H239ZM244 225H243V224ZM250 223V224H249ZM143 224V225H142ZM157 224H158V226H157ZM246 224V225H245ZM146 225H151V226H148V227H146ZM241 225V226H240ZM262 225H263V223H262ZM158 228H157V227ZM159 226H160V228H159ZM247 226V227H246ZM249 226H251V227H249ZM161 227L162 228H164V229H162V230H164V232L161 230ZM246 227V228H245ZM249 227V228H248ZM253 227V228H252ZM239 228V229H238ZM247 229L246 231H243V230H245V229ZM251 228V229H250ZM79 229V230H78ZM117 230H118V228H117ZM156 230V231H155ZM159 230H161V231H159ZM241 230H242V232H243V234L242 233H239V232H241ZM251 230V231H250ZM254 230H256V229H254ZM76 231H73V232H76ZM120 231H122V230H119L118 232H120ZM157 231H159V232H157ZM236 231V232H235ZM239 231V232H238ZM77 232V233H78ZM153 234H152V233ZM157 232V233H156ZM162 232V233H161ZM244 232L246 233V234H244ZM248 232V233H247ZM121 233V232H120ZM159 233H161L160 235H159ZM249 233H252L253 234V236L251 237V235L252 234H250L249 235ZM79 234V235H80ZM156 234H158L157 236H154V235H156ZM165 235L166 234V236L164 237L163 235ZM236 234V235H235ZM255 234V235H254ZM78 235V234H77ZM74 236V239H73V241H74V244H76L77 245V243H76V239H81L80 241H82V238H79V237H81V236ZM116 235H117V233H116ZM115 235V236H116ZM119 235V234H118ZM121 235V234H120ZM162 235V236H161ZM154 238H153V237ZM160 236V237H159ZM241 237V238H239V237ZM243 236H244V238H243ZM246 236H248V237H250V239L249 238H247ZM256 236H257V238H256ZM76 237V238H75ZM118 237V236H117ZM116 237V239H118ZM164 237V238H163ZM152 238V239H151ZM155 238H157L156 239V241L154 240ZM159 238H160V240H159ZM259 238V239H258ZM162 239H163V243H162ZM168 239H170V238H168ZM234 239V240H233ZM240 239V240H239ZM244 239V240H243ZM247 239V240H246ZM167 240V241H166ZM241 240L243 241V243L241 242ZM245 240H246V242H245ZM253 240V241H252ZM256 240V241H255ZM158 241V242H157ZM166 241V243H164ZM240 243H239V242ZM78 242V245L81 243V242H79V241H77ZM238 244H237V243ZM250 242V243H249ZM260 242V243H259ZM114 243H118L117 241L116 242H114ZM161 243V244H160ZM236 243V244H235ZM252 244V245H251ZM253 244H255L254 246H253ZM256 244H257V246H256ZM246 245V246H245ZM167 246V245H166ZM259 246V247H258ZM161 247V246H160ZM159 247V248H160ZM236 247V248H237ZM242 249V248H241ZM63 252H65V253H67L68 255H72V254H75V253H77V251L78 250H73V251H71V249H69L68 247L67 248H63V250H62ZM68 251V252H67ZM241 251H243V250H241ZM1 252H5V251H1ZM73 252H75V253H73ZM2 254V253H1ZM0 260H1V257H0Z\"/></svg>",
    "mask_w": 264,
    "mask_h": 264
}]
</instances>
